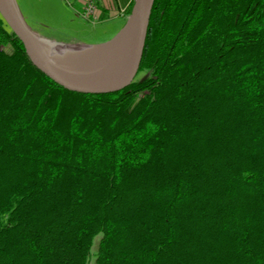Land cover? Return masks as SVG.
Returning a JSON list of instances; mask_svg holds the SVG:
<instances>
[{"label":"trees","instance_id":"16d2710c","mask_svg":"<svg viewBox=\"0 0 264 264\" xmlns=\"http://www.w3.org/2000/svg\"><path fill=\"white\" fill-rule=\"evenodd\" d=\"M152 6L147 74L104 93L0 17V264H84L97 233L96 264H264V0Z\"/></svg>","mask_w":264,"mask_h":264},{"label":"water","instance_id":"95a60500","mask_svg":"<svg viewBox=\"0 0 264 264\" xmlns=\"http://www.w3.org/2000/svg\"><path fill=\"white\" fill-rule=\"evenodd\" d=\"M154 0H134L124 25L115 36L102 43L120 38L117 53L109 59L105 66L97 73L85 76L72 73L65 67L52 60L40 46V39H54L41 36L26 23L19 9L17 0H0V17L24 45V51L29 60L45 75H48L59 85L72 91L84 93H104L116 91L130 84L135 78L140 60L144 51L149 17ZM66 44H79L77 42H64ZM102 43H81L85 46L102 45Z\"/></svg>","mask_w":264,"mask_h":264},{"label":"rangeland","instance_id":"374dc122","mask_svg":"<svg viewBox=\"0 0 264 264\" xmlns=\"http://www.w3.org/2000/svg\"><path fill=\"white\" fill-rule=\"evenodd\" d=\"M87 0H17L20 11L27 24L43 37L64 42L102 43L115 36L125 23L126 2L128 0H93L99 2L91 12L86 7ZM105 8L107 17H96ZM53 41V40H51ZM55 45H65L63 42ZM68 45V44H67ZM65 45V46H67ZM81 46V45H68ZM10 50V46H5ZM147 72L139 71L134 76L143 78ZM101 234L94 235L90 252L84 264H96L97 248Z\"/></svg>","mask_w":264,"mask_h":264},{"label":"bare ground","instance_id":"6f19581e","mask_svg":"<svg viewBox=\"0 0 264 264\" xmlns=\"http://www.w3.org/2000/svg\"><path fill=\"white\" fill-rule=\"evenodd\" d=\"M120 42L118 37L116 40L102 43V45L85 46L83 44H73L81 46L55 45L56 41L49 39H40V46L43 52H46L53 61L65 67L72 73L85 76L86 74L97 73L106 62L113 59L117 53Z\"/></svg>","mask_w":264,"mask_h":264},{"label":"built area","instance_id":"2783aa9c","mask_svg":"<svg viewBox=\"0 0 264 264\" xmlns=\"http://www.w3.org/2000/svg\"><path fill=\"white\" fill-rule=\"evenodd\" d=\"M87 9H89L91 12H93V10L95 9V4L93 0H87L86 1V7Z\"/></svg>","mask_w":264,"mask_h":264},{"label":"crops","instance_id":"0c3cea01","mask_svg":"<svg viewBox=\"0 0 264 264\" xmlns=\"http://www.w3.org/2000/svg\"><path fill=\"white\" fill-rule=\"evenodd\" d=\"M125 16V15H124Z\"/></svg>","mask_w":264,"mask_h":264}]
</instances>
